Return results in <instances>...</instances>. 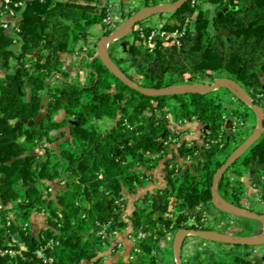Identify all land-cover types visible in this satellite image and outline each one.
Segmentation results:
<instances>
[{"label":"trees","instance_id":"1","mask_svg":"<svg viewBox=\"0 0 264 264\" xmlns=\"http://www.w3.org/2000/svg\"><path fill=\"white\" fill-rule=\"evenodd\" d=\"M202 1L213 6L212 16ZM163 2L144 0V7ZM198 2L195 8L190 1L174 12L179 20L163 27L173 32L189 20L181 47L172 39L157 40L156 49L150 52L140 44L135 29L134 72L117 57L114 44L111 58L131 81L144 87L160 89L229 78L258 104L256 94L264 93V0ZM225 8L230 10L219 16ZM186 12L197 14L190 18ZM106 16L100 0H28L21 23L11 34L0 22V67L8 71L0 81V203L11 205L0 210V248L19 250L13 238L27 247L24 258L0 256V264H39L34 252L51 239L58 243L52 252L55 264L101 263L99 248L110 246L111 238L97 236L99 225L110 224V235L125 230L128 222L116 201L123 199L125 205V195L137 193L162 163L166 188L138 201V209L129 218L131 235H145L140 245H134L140 252L113 263L161 264L155 252L167 234L180 229L211 230L202 221L206 219L204 209L213 205L214 177L242 136L251 135L244 129L228 131V124L238 117L252 120L253 129L256 126L255 112L239 100L235 106L233 95L224 88L148 97L125 85L99 58H93L95 48L87 49L84 44L93 26L105 28ZM220 31L231 33L220 35ZM112 32L106 30L103 36ZM66 53L87 54L88 82L70 80L62 62ZM221 91L229 96L228 104ZM42 112L46 117L30 125ZM193 120L202 126L201 140H183L170 149L178 137L172 123ZM229 172L237 177L228 176ZM249 174L257 176L260 180H253L254 184L264 189V137L222 176L218 189L223 198L248 208L242 177ZM51 186L53 193L48 192ZM186 209L199 213L194 216ZM34 214L45 216L46 227L39 232V240L33 232ZM239 218L256 228L246 232V237L262 234V222ZM190 219L200 227L190 225ZM26 224L29 227L23 231ZM211 264H264V255L252 261L246 255L226 252Z\"/></svg>","mask_w":264,"mask_h":264},{"label":"crops","instance_id":"2","mask_svg":"<svg viewBox=\"0 0 264 264\" xmlns=\"http://www.w3.org/2000/svg\"><path fill=\"white\" fill-rule=\"evenodd\" d=\"M117 10L121 11L122 13H125V17L135 11H139L142 9L138 8L141 4L139 0H117ZM101 7H106L105 0H100ZM213 7V6H212ZM145 8V7H143ZM24 8L15 10L13 13H7L4 11V0H0V22L1 27L4 29L5 32L8 34H11L13 32V29L20 25L21 18H22V12ZM214 10V8H213ZM195 16V13H193V17ZM190 17V18H193ZM175 22L168 21L167 24L173 25ZM7 24L8 28H4L3 25ZM101 30V31H100ZM177 30V29H176ZM102 33V27L97 25L93 26L87 35L86 40L84 41V44L87 49L95 48V54L98 52V43L97 40L101 39L103 36L100 34ZM171 33V32H169ZM100 35V36H99ZM113 45V44H112ZM115 52L117 54V57L123 61L126 62L127 66L129 68H132L130 70H133L132 66V60H133V49H134V42L133 39L125 38L119 42L114 43ZM87 54L83 53L81 55L74 54V53H66L62 55V62L64 69L69 73V78L71 81H78L81 83L88 82L89 75L88 70L86 69L85 65L87 62ZM7 70L0 67V81L5 77L7 74ZM45 113V112H42ZM46 114V113H45ZM253 122L251 120V124L247 125L245 128L246 133L252 134L253 130ZM171 129L175 134L178 136L176 139H173V144L171 145L170 149L175 148L177 144L180 143L183 140L187 141H199L202 138L203 130L202 126L195 120L193 121H187L181 124H175L172 123ZM249 136H242L240 143H243ZM177 140V141H175ZM228 152V151H227ZM227 155V153H225ZM188 164V162H186ZM228 176L230 177H237V175L233 172H229ZM242 180L245 183V190H246V196L248 200V208H256L258 201V196L261 194L263 189L260 187H257L254 184L253 180H260L257 176L254 174H249L247 176L242 177ZM260 184V183H258ZM167 186V181L165 179L164 174V165L161 163L157 167H155L152 172L150 173V177L146 178L145 182L141 187L138 188L137 193L135 194H126V204L125 209L123 211L122 218L128 222V226L125 230L121 232H113L112 235L109 237L111 238V245L107 246L105 245L102 248H99V255L102 256L101 264H113L114 262L124 259L125 261L133 258V251L134 253H139L140 250L134 248V245H138V237L131 235L132 233V225L130 224L129 218L133 214V212L138 209L137 203L138 201L142 202L141 200L148 194L153 193L157 190L165 189ZM142 205V203H139ZM4 207H9V205L4 204ZM221 211L218 210L214 205L208 206L204 209V214L206 215V223L210 225L211 221L209 217H211L213 220L216 221L217 215H220ZM45 219V217H44ZM216 223V222H215ZM214 227L217 230H214L215 232L223 233L230 236L235 237H244L243 235H239L237 233H231V232H225V230L222 232L221 229L217 228L218 223L215 224ZM32 224H33V232L37 236H39V232L46 227L45 220L42 224H39L37 221L36 216L34 215L32 218ZM212 224V223H211ZM39 228V229H38ZM213 231V230H212ZM177 232L169 233L165 237L161 239L159 242L157 249H156V256L158 261L161 264H173L175 263V258L173 256L172 260H166L164 259L163 251H170L173 250L174 253V240L175 235ZM260 233H256L253 236H259ZM40 239V236H39ZM260 246H258L259 248ZM251 249L243 252H239V250L233 248L230 245H218L215 243H208L205 240L198 243V247L196 251L192 253L190 256V259L193 264H211L214 263L216 259H223L226 252L229 253H237L246 255L249 253ZM183 261L185 257V248L183 245ZM264 255V248L259 249V255L256 257L250 259L252 261H258L263 258ZM248 257V256H247Z\"/></svg>","mask_w":264,"mask_h":264},{"label":"water","instance_id":"3","mask_svg":"<svg viewBox=\"0 0 264 264\" xmlns=\"http://www.w3.org/2000/svg\"><path fill=\"white\" fill-rule=\"evenodd\" d=\"M191 0H178L172 3H162L155 6H149L142 8L134 15L125 20L121 25H119L112 33L109 35L103 36L98 43V52L94 55L93 58H99L105 67L121 82L130 87L131 89L145 95L148 97H164V96H175V95H185V94H204L218 91L222 88L228 90L236 99L242 102L244 105L251 108L256 114V126L252 134L241 143L238 148L231 153L227 158L223 166L218 170L214 177V183L212 187L213 193V205L220 211L227 213L231 216L248 218L256 221H260L264 224V214L253 211L250 208H240L234 205L233 203L227 201L220 194L218 189V184L225 172L236 163L249 149L254 147L263 137H264V111L263 109L255 103L253 98L235 81L229 78H217L213 83H202V84H188V85H179L171 86L165 88H150L138 85L131 81L123 71L116 65L110 55V47L112 44L121 40L129 35H131L136 26L157 15L165 13H174L180 11L186 4ZM230 10V8H225L219 14V16L224 15ZM185 15L193 17V13L186 12ZM231 32L220 31L219 34L229 35ZM197 36L195 37V42ZM91 58V60L93 59ZM47 98H45V101ZM45 113H40L38 117L30 123V125L40 122L41 119L45 118ZM232 122L228 124V127L231 128ZM159 208H157L158 210ZM186 212H190L192 215H197L198 210L186 209ZM111 216L114 218H119V214L112 213ZM189 236H196L200 239L206 240L212 243L225 244L230 246H244V247H258L264 246V230L259 236H244V237H235L226 235L223 233L211 231V230H198V229H180L177 231L174 240V258L175 264H184L183 261V245L185 240ZM39 240V236H37ZM140 245V244H138Z\"/></svg>","mask_w":264,"mask_h":264},{"label":"built area","instance_id":"4","mask_svg":"<svg viewBox=\"0 0 264 264\" xmlns=\"http://www.w3.org/2000/svg\"><path fill=\"white\" fill-rule=\"evenodd\" d=\"M28 0H20L13 2L12 0H4V11L7 13H13L17 9H22L25 7V4ZM106 2V9H107V16L104 19V24L105 28L102 29L101 36L104 35V32L106 30H115L119 25H121L125 20L128 18H125V13L117 10V0H105ZM174 0H165L163 3H172ZM198 0H191V6L195 8L198 4ZM162 4V3H161ZM197 13H195L196 15ZM159 15L153 16L145 21L142 22V24H138L136 26V30L139 33V36L141 40L143 41L144 47L149 50L150 52H153L156 49L157 46V40H166V39H172L173 43L181 47L182 42L181 39L186 35V26L189 22L187 20L185 27L183 29H177L171 33L166 31L163 27L164 25L167 24V22L161 20L158 18ZM156 19V20H155ZM4 28H8L7 24L3 25ZM16 32H20L19 28H16ZM99 42V39L97 40ZM235 102H238V99H236L234 96L232 97ZM256 100L258 102L257 105H259L263 111H264V93H258L256 94ZM246 123L242 118L235 117L234 120L232 121L231 128L228 129V131L232 130L233 132H237L240 129L246 128ZM177 141V140H175ZM189 162V161H188ZM65 182H61V186H63ZM48 192L53 193L54 192V187L51 186L48 189ZM258 201L264 203V189L261 192V194L258 196ZM116 205L120 207V210L123 212L125 209V205L123 204V199L117 200ZM3 209L2 204L0 203V210ZM227 213H224L221 211L220 215H217L216 223H218L219 229H226L227 232H234L237 233L239 231L238 228H235V226H232V220H231V215ZM202 222H205L206 224V219H204ZM190 225H194L195 227H200V224L196 222L195 219H190L189 220ZM29 225L26 224L23 227V231H26L28 229ZM100 230L97 233V236L101 237V239L105 240L109 238L110 234L108 232V229L110 227V224H105V225H99ZM193 229V228H192ZM196 229V228H194ZM201 230V229H198ZM144 234H140L138 236V241L144 238ZM194 239L192 240V238ZM201 240V241H200ZM13 241L17 243L20 247L19 250L17 251H9V250H4L0 248V256L4 257L6 255H20L23 256V252L27 249L26 244L24 242H19V240L13 238ZM204 241V240H203ZM202 242V239H199V237L196 236H189L184 243V248H185V257L184 264H193L190 256L196 251L198 247V243ZM55 241L53 239L51 240H46L44 243H41V245L36 249L34 252L36 259L39 261V264H55V257L53 256L52 252L54 251L55 247ZM259 255V248L254 247L249 253L246 254L248 258L252 259ZM24 258V256H23ZM88 264H96L94 262H90ZM101 264V263H99Z\"/></svg>","mask_w":264,"mask_h":264},{"label":"rangeland","instance_id":"5","mask_svg":"<svg viewBox=\"0 0 264 264\" xmlns=\"http://www.w3.org/2000/svg\"><path fill=\"white\" fill-rule=\"evenodd\" d=\"M139 2L141 3L140 5H139V7L138 8H143L144 7V0H139ZM202 7H203V9L207 12V14L209 15V16H212L213 14H214V10H213V7L210 5V4H208V3H206V2H203L202 1ZM158 18H160L161 20H163V21H165V22H168V21H173V22H177L178 20H179V16H174L173 15V13H165V14H161V15H159V17ZM156 20V19H155ZM139 24H142V22L141 23H139ZM184 28V27H183ZM101 31V30H100ZM101 35V34H100ZM99 35V36H100ZM129 39H133V36H132V34L128 37ZM140 44H142L143 45V41L141 40V43ZM144 46V45H143ZM130 69H132V68H130ZM131 72H134L133 70H131ZM134 74V73H133ZM207 83H209V82H207ZM220 94H221V96L223 97V100H225V103L226 104H228V102H229V96H227V94L226 93H224L223 91H221L220 92ZM231 98V100H233V98L232 97H230ZM234 101V100H233ZM234 105L235 106H239V103L238 102H235L234 101ZM251 124V120H248L247 121V123H246V127H247V125H250ZM234 148V145H232V146H230L229 148H228V152H231L232 151V149ZM227 160V159H226ZM258 205H257V207L256 208H252V210H255L256 212L257 211H264V203H262V202H258L257 203ZM3 206V205H2ZM11 205H9V207H10ZM5 209L6 208H8V207H4ZM35 216H36V218H37V221L39 222V224H42L43 222H44V217L45 216H43V215H38V214H34ZM10 217H12V218H15V215H10ZM228 217H229V215H228ZM210 218V220H212L211 221V223H210V225L208 224V223H206V225H205V228H209V229H211V231L213 230H217L213 225H214V223L216 222L215 220H213L211 217H209ZM231 220H232V226H235V228H238L239 229V231L237 232V234H239V235H243V236H245V234H246V232L247 233H249V232H255L256 230V228H255V226L253 225V224H247V222H245L244 220H242V219H240L239 217H235V216H231ZM216 224V223H215ZM246 225H249V226H246ZM39 229V228H38ZM222 230V232L225 230V232L227 233V228L226 229H221ZM230 232H231V230H230ZM231 233H234V232H231ZM194 239V237L192 238V240ZM200 239V238H199ZM201 241V240H200ZM202 241H203V239H202ZM206 241V240H205ZM207 242V241H206ZM208 243H212V242H208ZM215 244H218V245H225V244H219V243H215ZM104 247V246H103ZM235 249H237V250H239V252H243V251H247V250H249V249H254V247H244V246H233ZM105 248V247H104ZM262 249V248H264V246H260L259 247V249ZM223 255H224V253H223ZM162 256H164V259H166V260H172L173 259V256H174V253H173V250H170V251H163V255ZM250 260V259H249ZM186 260H184V262H185Z\"/></svg>","mask_w":264,"mask_h":264}]
</instances>
